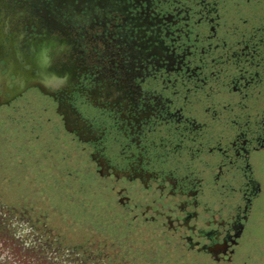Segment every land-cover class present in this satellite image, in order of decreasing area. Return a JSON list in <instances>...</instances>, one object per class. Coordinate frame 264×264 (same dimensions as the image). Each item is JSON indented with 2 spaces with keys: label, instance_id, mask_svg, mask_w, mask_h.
Masks as SVG:
<instances>
[{
  "label": "flooded vegetation",
  "instance_id": "obj_1",
  "mask_svg": "<svg viewBox=\"0 0 264 264\" xmlns=\"http://www.w3.org/2000/svg\"><path fill=\"white\" fill-rule=\"evenodd\" d=\"M0 109L38 112L80 166L41 170L123 232L73 244L27 215L39 262L232 264L264 186V0H0Z\"/></svg>",
  "mask_w": 264,
  "mask_h": 264
},
{
  "label": "rangeland",
  "instance_id": "obj_2",
  "mask_svg": "<svg viewBox=\"0 0 264 264\" xmlns=\"http://www.w3.org/2000/svg\"><path fill=\"white\" fill-rule=\"evenodd\" d=\"M37 116L38 112L26 109L16 114L12 121L10 109H0V201L10 202V235L0 236L1 264H52L42 256L40 262L37 260L38 254L44 253L38 244L32 247L24 245L23 239L29 241L31 238L29 234L23 235L20 240L17 236L18 228L24 226H16V221L22 225V221L26 223L27 215L37 216L43 211L48 214L45 219L48 226L59 231L65 240H71L73 244L85 242L92 228L95 229V235L103 234L101 238L104 236L108 240L120 241L123 237L122 230L118 228L119 222L108 212L109 207L106 209L108 200L105 195L91 190L90 186L84 187L86 190L82 193L77 192L78 183L69 179L62 182L59 174L52 176L51 170H41L44 165L52 163H48L49 159L55 161L64 173L69 170L76 174L80 172V166L76 164V157L71 156L68 143H55L48 131L37 128L40 125L36 126L32 120ZM31 173L34 179L28 185ZM260 174L264 179V167H260ZM54 178L59 181L57 185L53 183ZM63 178L69 177L64 175ZM46 179L49 180L40 184L41 180ZM30 208L35 211H30ZM13 229H16V234ZM158 252L160 254L155 257V264L185 262L181 256L175 255L176 252H173V257L170 253V256H161L163 251L160 249ZM187 264L192 263L188 261ZM232 264H264V186L238 256Z\"/></svg>",
  "mask_w": 264,
  "mask_h": 264
},
{
  "label": "trees",
  "instance_id": "obj_3",
  "mask_svg": "<svg viewBox=\"0 0 264 264\" xmlns=\"http://www.w3.org/2000/svg\"><path fill=\"white\" fill-rule=\"evenodd\" d=\"M10 202L0 201V236L10 235ZM1 264V263H0Z\"/></svg>",
  "mask_w": 264,
  "mask_h": 264
}]
</instances>
